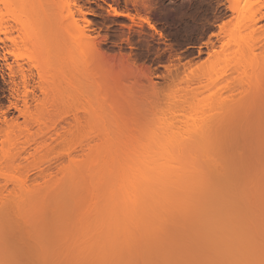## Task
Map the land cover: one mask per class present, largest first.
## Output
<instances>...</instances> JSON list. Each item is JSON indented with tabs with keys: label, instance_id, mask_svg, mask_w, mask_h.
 Returning a JSON list of instances; mask_svg holds the SVG:
<instances>
[{
	"label": "rangeland",
	"instance_id": "obj_1",
	"mask_svg": "<svg viewBox=\"0 0 264 264\" xmlns=\"http://www.w3.org/2000/svg\"><path fill=\"white\" fill-rule=\"evenodd\" d=\"M244 1L111 0L127 15L115 17L108 13V0H75L77 18L94 49L88 67L80 48L71 42L73 53L68 46L71 35L65 41L69 28L63 27L53 1L28 2L54 71L71 67L73 75L81 70L76 76L87 68L79 79L73 76L75 82L66 76L63 99H50L39 108L33 103L34 118L22 113L25 91L16 86L21 81L18 64L31 69V49L17 30L6 39L8 17L3 14L0 127L5 120L17 123L0 130V264H191L190 255L197 257L198 250L215 254L213 261L236 252V261L228 264H264V91L251 92L243 68L229 74L244 52L240 48L241 56L232 40L224 48L243 22L238 8ZM257 18L263 31L264 17ZM205 72L215 79L225 72L230 79L207 81L206 88L196 90L194 78ZM80 86L85 96L71 99ZM33 91L42 96L30 88L31 96ZM75 114L83 117L80 126L61 140L46 137ZM45 137L47 143L36 151ZM88 141L92 144L84 156L80 152ZM167 150H174L172 157ZM73 153L80 154L75 158L79 166L71 161ZM210 159L222 161V168ZM139 173L140 180L143 174L147 180L138 182ZM209 175L222 188L219 199L235 222L225 241L210 232L213 252L208 239H198L204 228L195 218L197 207L209 198L203 189ZM239 176L245 195L234 184Z\"/></svg>",
	"mask_w": 264,
	"mask_h": 264
},
{
	"label": "bare ground",
	"instance_id": "obj_2",
	"mask_svg": "<svg viewBox=\"0 0 264 264\" xmlns=\"http://www.w3.org/2000/svg\"><path fill=\"white\" fill-rule=\"evenodd\" d=\"M34 1H36V0H0V18L2 19L3 18V14H4V19H6L7 17V21L6 20H4V22L6 21V27H5V25H3L4 26V34L6 35V39L7 40H9L10 41V36L12 35V32L15 30H17L18 31V33H20V34H22L23 35V40L25 39V44L28 46V47H30V49H31V53L29 54V56H28V65H29V67L31 68L30 69V71H26L25 70V67L23 66V64H18V66H17V70H18V74L21 76V78H20V84H18V85H16L17 86V90L19 91V89H18V87L20 86V87H22L23 89H24V91L25 92H23V93H25V95H23L24 96V98L22 99V103H23V111H22V113H24L25 115H29V117L30 118H34V115H33V112H32V105H33V103L35 104L36 103V107L35 108H39L38 106H41V105H43V104H45L47 101H49L50 99H55V100H57V99H63V97H65V95H64V88H62V83H64L63 82V80H65L66 79V76L68 77L69 75H70V72H73V70H70V68H69V72H64V70L66 69H64L63 70V73H64V75H63V73H61V72H56V71H54V68L52 67V65H51V63L49 62L51 59V57H50V54H48V51L47 50H49L48 48H47V44H46V42H45V39H44V34L42 33V31L41 30H39V27L37 26V23H36V21H35V13H34V11L32 10V9H30L29 11H27V8L30 6L29 4H28V2H34ZM39 0H37V2H38ZM41 1V0H40ZM53 1V5H54V8H55V10H57L58 12L60 11V14H61V17L62 18H60V20L62 19V21H64V24L62 23V22H60V23H62V25H64L63 27H67V30H68V28H69V30H68V32L69 33H67L66 35H67V40H65V41H68L69 39L68 38H70V35H71V39H72V41H71V39L68 41L69 42V44H68V46L70 45V43L72 42V47L74 46L75 47V45H76V47L75 48H77V49H79L78 50V54L80 55V53H82L81 54V56H79V57H82V60L83 59H86V60H84L85 62V65H86V67H88L89 65H91L92 63L90 62V59L92 58H90L89 60L87 59V57H88V55H89V51H90V53H91V49L93 48V45H91V43H90V38H89V34H87V32H86V30L84 29V28H82V26H81V24H80V22H79V20H78V18H77V13H78V11H75V7L77 6L76 4H75V0H52ZM55 1V2H54ZM238 1V3H240V0H237ZM3 6V9L5 10V11H3V9H1V7ZM240 6H239V13H241V16H243V17H241L243 20V22H240L239 23V30L238 31H236V33H234V35L233 36H235V34H238V37L236 36V38L235 37H233V36H228V40H227V43L225 44L226 46H224V48H227V47H230V45H231V42L229 41V40H232V42L235 44V46H236V48L237 47H239L238 48V51L240 50V48H241V50L244 52H241V54L243 53L244 54V56H242L241 54H240V51L238 52L243 58H245V57H247V59L245 58V59H241L240 61L239 60H237V62L235 63V65L233 66V68H232V62H231V64H229L230 66H231V69H230V75H232V74H235V73H233V71L234 72H238L239 73V70H241L242 68L244 69V72H243V70H242V72H243V74L245 73V74H247L246 76L249 78V84H250V86H248V87H250V89H252L251 90V92H253V89H257L258 87H259V89L261 90V88L263 89L262 91H260V92H262V93H260L261 95L263 94V91H264V86H262L263 84H264V57H262V56H264V30L263 31H261V27H260V22H259V20H258V18L257 17H261V16H263L264 17V11H263V9H264V0H245L244 1V3L242 4H239ZM58 8V9H57ZM2 12V13H1ZM81 12V11H80ZM108 13H110L112 16H115V14L114 13H112V11H111V9L109 8V12ZM2 14V15H1ZM259 15V16H258ZM7 16V17H6ZM122 16H125V15H122ZM127 16V15H126ZM6 17V18H5ZM115 17H117V16H115ZM120 17V16H119ZM1 19H0V21H1ZM3 20V19H2ZM4 22L2 23V22H0V23H2V24H4ZM148 25H149V27L151 28V29H155L154 28V26L150 23V22H148V21H145ZM2 26V25H1ZM3 26H2V28H3ZM3 30V29H2ZM71 32V33H70ZM230 34V35H231ZM232 37V38H231ZM263 37V38H262ZM11 41H12V43H14L15 45H16V40L14 41V38L13 39H11ZM67 42V43H68ZM228 43H230V45L229 46H227L228 45ZM232 43V44H233ZM89 44L91 45V48H90V46H89ZM67 45V44H66ZM71 45H70V47H71ZM86 45H88V46H86ZM67 46V47H68ZM86 46V47H85ZM234 46V47H235ZM69 47V48H70ZM72 47L70 48V49H72ZM233 46H231V48H232ZM66 48V47H65ZM74 48V49H75ZM87 48V49H86ZM223 48V49H224ZM74 49H72V50H74ZM88 49H90V50H88ZM66 50V49H65ZM88 50V51H87ZM92 50H94V49H92ZM69 51V50H68ZM71 51V50H70ZM72 52V51H71ZM94 52V51H93ZM92 52V53H93ZM258 52H260V54L258 53ZM73 53H76V51L74 50L73 51ZM71 55H73L72 53H70ZM245 54H246V56H245ZM48 55H49V57H48ZM77 55V54H76ZM74 56V55H73ZM92 56H93V54H92ZM260 56V57H259ZM72 57V56H71ZM84 57V58H83ZM70 58V57H69ZM73 59H76V58H73ZM240 59V58H239ZM69 60V59H68ZM73 60H71V62H72ZM76 61L77 62H79L78 61V59H76ZM73 62H75V60L73 61ZM76 63V62H75ZM82 62L80 61V63L79 64H81ZM88 63V64H87ZM90 63V64H89ZM68 64H70V65H73V64H71L69 61H68ZM69 65V66H70ZM75 65V64H74ZM82 65V64H81ZM67 66V65H66ZM83 66V65H82ZM78 67V66H77ZM77 67H74L75 69H77ZM85 67V66H84ZM67 68H68V66H67ZM72 68H73V66H72ZM229 68V67H228ZM248 68V70H245V69H247ZM34 71H33V70ZM74 69V70H75ZM12 70V69H11ZM83 70V69H82ZM85 70H87V68L85 69L84 68V70L83 71H85ZM65 71H67V70H65ZM77 72H81V70L80 71H78V69L76 70ZM75 71V72H76ZM83 71H82V73H78V74H83ZM89 71V70H88ZM87 71V72H88ZM225 71H227V70H225ZM231 71H232V73H231ZM28 72V73H27ZM75 72H74V74L72 75H70L71 76V79L70 80H72V82H75L74 81V79L76 78V76H77V79H79V75L77 74L76 76H75ZM229 72V71H228ZM228 72H226L227 74H228ZM241 72V71H240ZM59 73V74H58ZM205 73H207V72H205ZM62 74V75H61ZM202 74V73H201ZM244 74V75H245ZM203 76H198V77H196V78H194L195 80H196V82H195V84L197 85V88H196V90H200V89H204V88H206L207 87V85H206V82L207 81H215L216 79H224V78H229L228 76H226L225 75V72H224V74H221L220 73V75H223L224 77L222 78V76H220V75H217L216 77H219V78H213L214 76L212 75V73H211V75H212V78H211V76H210V74L208 75V73L206 74V75H204V74H202ZM229 75V76H230ZM61 76H62V79H61ZM73 76H75V78L73 79ZM82 76H84V75H82ZM86 76V75H85ZM226 76V77H225ZM233 76V75H232ZM231 76V77H232ZM80 78H81V76H80ZM83 78V77H82ZM227 78L225 79L226 80V82H227ZM85 79H86V77H85ZM230 79V78H229ZM69 80V81H70ZM81 81V80H80ZM212 81V82H213ZM218 81V80H217ZM72 82H70L71 84H72ZM222 82V81H221ZM78 83H79V81H78ZM77 83V84H78ZM214 83V82H213ZM218 83H220V82H218ZM74 84V83H73ZM72 84V85H73ZM76 84V83H75ZM214 84H216V83H214ZM79 85H81V83H79ZM70 86V85H69ZM76 87H77V85H75ZM262 86V87H261ZM75 87V88H76ZM251 87H253V88H251ZM30 88H34V90H41V94H42V96L41 95H38L35 91H33V94H32V96L29 94V91H30ZM70 88V87H69ZM73 89L72 90V87H71V89H68L69 91L70 90H72V94L70 95V96H72V98L71 99H73V100H78V99H80V97H82L83 95H84V93H83V88H81V86L80 87H78V89L76 88V89ZM80 88V89H79ZM81 89H82V91H81ZM250 89H249V91H250ZM258 89V90H259ZM21 90V89H20ZM254 91H256V93L257 94H259L258 92H257V90H254ZM21 92H22V90H21ZM71 93V92H70ZM254 93V92H253ZM21 95V94H20ZM195 95V94H194ZM250 95V94H249ZM85 96V95H84ZM254 96H256V95H254ZM258 97V96H257ZM83 98V97H82ZM70 99V100H71ZM72 100V101H73ZM79 101V100H78ZM80 101H82V100H80ZM77 102V101H76ZM75 103V102H74ZM78 103V102H77ZM77 105V104H76ZM75 105V106H76ZM79 106V105H78ZM32 115H33V117H32ZM227 115V114H226ZM228 116V115H227ZM82 116H80L79 114H75L74 116H73V118H71V119H67V120H64L62 123H60V122H58V125H56V127H55V129H54V132H52L53 134H49V136H46V137H48V139H55L56 137H58L57 139H59V140H61V139H63L64 137H66V135H68L70 132H71V130L73 129V128H75V127H78V126H80L81 125V122H82ZM5 123V124H4ZM3 124H4V126H2V127H0V130L3 132L5 129H14V127H15V123H17V122H14V123H9L7 120H5V122H4ZM2 124V125H3ZM56 124V123H55ZM63 131V133H62V131ZM51 135V136H50ZM52 135H53V137H52ZM54 136H55V138H54ZM42 138L41 140H40V142H37L36 143V151L40 148V146H42V145H44V144H46L47 143V141H48V139L47 138ZM56 139V140H57ZM173 143H176V142H173ZM178 143V142H177ZM205 143H207V142H205ZM209 143V142H208ZM207 143V144H208ZM91 141H88L87 142V144L83 147V149L81 150V152L80 153H82V155H84L85 156V152H86V148L87 147H90L91 146ZM169 145H170V143H168ZM167 144V145H168ZM172 144V143H171ZM165 146V145H164ZM166 147V146H165ZM168 147H170V146H168ZM168 147L166 148V149H168ZM175 147V146H174ZM177 147H178V145H177ZM207 147H210V144L207 146ZM170 149V148H169ZM176 150H180V149H176ZM174 151V150H173ZM172 151V152H173ZM165 152V151H164ZM168 154H170L169 152H171V150L168 152V150L166 151ZM171 152V153H172ZM176 152V151H175ZM177 153V152H176ZM179 153H180V151H179ZM74 154V153H73ZM76 154V155H75ZM74 155H72V154H70V158L71 157H73L74 158V160L73 159H71V161L73 162V163H75L74 165H76V166H79V165H77V164H79V161H75V158H76V156H78V155H80L79 153H78V155H77V153H75ZM167 154V155H168ZM178 154V153H177ZM187 154H189V153H187ZM22 155H23V153H22ZM149 155V154H148ZM147 155V156H148ZM75 156V157H74ZM169 156V155H168ZM168 156L166 157L167 159H168ZM173 156H174V154H173ZM18 157L20 158V154H18ZM165 157V156H164ZM169 157H172V154H170V156ZM176 157V156H175ZM180 157H181V155H180ZM214 157V156H213ZM77 158H79V157H77ZM76 158V159H77ZM137 158V157H136ZM149 158V157H148ZM177 158V157H176ZM179 158V157H178ZM186 158H187V160L189 159V156L188 155H186ZM134 159V158H133ZM144 159H145V157L143 158V160L142 161H144ZM212 159V158H211ZM211 159H210V161H211ZM146 160V159H145ZM163 160H165V161H167L166 159H163ZM168 160H170V159H168ZM173 160H175V158L173 159ZM181 160V158H179V160H177V162L178 161H180ZM135 161V160H134ZM140 161H141V159H140ZM149 161V160H148ZM151 161L152 160H150V163H151ZM154 161H157V160H154ZM152 162V164L153 163H156V162ZM164 161V162H165ZM172 161V160H171ZM146 162V161H145ZM168 162V161H167ZM174 162V161H173ZM172 162V163H173ZM212 162V164H214V163H216L215 165H219L221 168H222V164H221V162L222 161H219L220 162V164H219V162L218 161H215L214 162V159H213V161H211ZM210 162V163H211ZM214 162V163H213ZM218 162V163H217ZM77 163V164H76ZM129 163H131V162H129ZM136 163V162H135ZM148 163V162H147ZM171 163V164H172ZM176 163V162H175ZM175 163H173V164H175ZM140 164V163H139ZM165 164H167V163H165ZM170 164V163H169ZM141 165H143L144 166V168H145V165H144V162L141 164ZM140 165V166H141ZM151 165V164H150ZM177 165L178 164H176V167H177ZM214 165V166H215ZM225 165V164H224ZM224 165H223V167H224ZM129 166V165H128ZM147 166V165H146ZM159 166V165H158ZM171 166H173V165H171ZM133 167V166H132ZM142 167V166H141ZM164 167V166H163ZM166 167V166H165ZM176 167H174L173 169L175 170V171H178V170H176L175 168ZM152 168V167H151ZM154 168V167H153ZM167 168V167H166ZM179 168V167H178ZM181 168V167H180ZM179 168V170H180V173H182L183 172V169L181 168L180 169ZM161 169H162V166H161ZM171 169H172V167H171ZM138 170V169H137ZM142 171H143V168L141 169ZM160 170V169H159ZM181 170H182V172H181ZM146 171V170H145ZM149 171V170H148ZM155 171L157 172V169L155 168ZM174 171V172H175ZM130 172V171H129ZM144 172V171H143ZM159 172V171H158ZM179 172V171H178ZM131 173V172H130ZM133 173V172H132ZM136 173V172H135ZM141 173V172H140ZM140 173H139V179H137V181L138 180H140ZM166 173V172H165ZM128 173H126V175H127ZM166 174H169V173H166ZM165 174V175H166ZM203 175H204V173H202ZM201 174V175H202ZM129 175H131V174H129ZM148 175V174H147ZM171 175V174H170ZM173 175V174H172ZM179 175H181V174H178V176ZM201 175H200V177H201ZM206 175V174H205ZM133 176V175H132ZM169 176V175H168ZM174 176V175H173ZM182 176V175H181ZM180 176V177H181ZM126 177V176H125ZM133 177H136V175H134ZM143 177H144V179H145V181L147 180V176L145 177L144 176V174L142 175V179H143ZM161 177V176H160ZM167 177V176H166ZM165 177V178H166ZM127 178V177H126ZM130 178V177H129ZM138 178V177H137ZM177 179H178V177H176ZM234 178H236V177H234ZM234 178H232V179H234ZM136 179V178H135ZM140 180V181H143L144 182V180ZM201 179H203V178H201ZM205 179V182H204V188L203 189H205L206 190V192L208 191V195H209V198H206L207 199V201L206 200H203V201H205V204H200L199 202V204L201 205V206H198L197 207V214L198 215H195L194 217L196 218V224L197 223H199V227H200V223H201V227H203L204 228V230H203V232H202V236H201V232H199L200 234H198L197 233V235H200L199 236V238L198 239H201L200 241H202V240H204V241H206V239H208V241H207V246L210 244L211 246H212V241H211V237L212 236H210V232L214 235H216L217 236V238H218V236H219V238H221V240L222 239H224V241H225V239H227V235L225 234L226 233V231L230 228V227H232L234 224H235V222H234V219L232 220V218H230V215L225 211V207H224V203L219 199V191L222 189V188H218V187H216L215 186V184L213 185V183L215 182V180H214V178L211 176V175H209V176H207L206 178H204ZM232 179H231V181H232ZM125 180V179H124ZM132 180V179H131ZM157 180H159V179H157ZM174 180H175V178H174ZM238 180H240V182H241V179H240V176H239V178L236 180H234V184H236V182L235 181H237L238 182V184H239V181ZM126 181V180H125ZM128 181V180H127ZM126 181V182H127ZM130 181V180H129ZM133 181V180H132ZM140 181H138V182H140ZM125 182V183H126ZM167 182V181H166ZM177 182H178V180H177ZM233 182V181H232ZM128 183V182H127ZM146 183V182H145ZM147 183H148V181H147ZM129 184H131V183H128V185ZM139 184V183H138ZM138 184H136V185H138ZM141 184V183H140ZM148 184H150V183H148ZM164 184V183H163ZM173 184H174V182H173ZM238 184H236V187L238 186H240V184L238 185ZM133 185V184H132ZM126 186V185H125ZM139 186V185H138ZM215 186V187H214ZM218 186V185H217ZM129 187V186H128ZM127 186H126V190H127V188H128ZM131 188H132V186H130ZM133 187H135V186H133ZM141 187V186H140ZM146 187V186H145ZM136 188H138V187H136ZM240 188V189H239ZM239 188H237V193L239 192V194H240V191L243 189H241V186L239 187ZM130 189V188H129ZM144 189V188H143ZM219 189V190H218ZM240 191H239V190ZM132 190V189H131ZM133 190H135V192H136V189H133ZM138 190V189H137ZM128 191H130V190H128ZM140 191V190H139ZM222 191V190H221ZM220 191V192H221ZM246 191V190H245ZM244 191V192H245ZM138 192V191H137ZM205 192V193H206ZM244 192H243V190H242V192L241 193H243L244 194ZM247 192V191H246ZM246 192H245V194H246ZM127 193V192H126ZM130 193H132L131 191L129 192V194ZM236 193V194H237ZM139 194V193H138ZM244 194V195H245ZM132 195H134V194H132ZM131 195V196H132ZM137 195V194H136ZM244 195L242 196L241 195V197H240V199H239V201L240 200H242L243 201V197H244ZM128 196H130V195H128ZM138 196V195H137ZM242 198V199H241ZM246 198H249L248 196L246 197ZM131 199V198H130ZM139 199L140 200H142L141 199V196L139 197ZM245 199V198H244ZM250 200H251V198H250ZM133 201H134V198H133ZM132 201V202H133ZM138 201V200H137ZM143 201V200H142ZM197 201H199V200H197ZM247 201H249L248 199H247ZM139 202H141V201H139ZM141 203H143V202H141ZM197 203V205H199ZM202 203H204V202H202ZM133 204H136V202L135 203H132V205ZM195 204V203H194ZM137 205V204H136ZM197 205H195V206H197ZM142 206V205H141ZM135 208H136V206H134ZM202 207H203V209H202ZM144 208V207H143ZM199 208H201L200 210H202V211H200L199 210ZM131 209H133V208H131ZM139 209V208H138ZM142 209V208H141ZM143 210V209H142ZM141 210V211H142ZM135 211V210H134ZM133 211V212H134ZM136 212V211H135ZM202 214H201V213ZM143 213H144V211H143ZM200 213V214H199ZM136 214V213H135ZM137 216H138V214H136ZM143 215V214H142ZM199 216V217H198ZM141 217V216H140ZM142 218H143V216H142ZM201 218H202V220H201ZM135 219V218H134ZM138 219H140V218H138ZM136 221H137V219H135ZM201 220V221H200ZM194 221H195V219H194ZM200 221V222H199ZM142 223V222H141ZM144 224V223H143ZM198 225V224H197ZM257 226V225H256ZM206 230H208L209 231V234H208V238H206V233L207 232H205ZM211 230V231H210ZM205 232V233H204ZM220 235H221V237H220ZM223 235V236H222ZM215 236V237H216ZM214 237V236H213ZM217 238H212L213 240H214V242H215V239H217ZM218 238V239H219ZM220 240V242H222ZM217 241V240H216ZM202 243V242H201ZM224 244H225V242H223ZM215 244V243H214ZM209 245V246H210ZM226 245V244H225ZM208 246V247H209ZM227 246V248H229L228 247V245H226ZM225 246V247H226ZM209 249H210V247H209ZM230 249H232V248H229V250ZM223 250V249H222ZM233 250L234 251H236V248H235V246L233 247ZM209 251V250H208ZM210 251H212L213 252V250H211L210 249ZM215 252V251H214ZM222 252V251H221ZM231 252V251H230ZM194 254V253H193ZM196 254H197V257H196V255L195 256H193L192 254V256H193V258L194 257H196V259L199 257V260H196V259H193L192 257H191V255H190V259H192L191 261H192V263L193 264H197V263H199V264H209L210 262V264H228V261H230V260H232V261H236L235 260V255H237L236 254V252L234 253V252H232V253H230V254H228L227 255V253L225 254L226 255V257H224V255H223V258L221 257V253L219 254L220 255V257L218 258V261L216 260H212L211 259V257L213 258V255H212V253H210L209 252V256H210V258H209V256H206V255H208V253H206L205 255L202 253V252H199V250H198V252H196ZM235 254V255H234ZM203 255V256H202ZM212 255V256H211ZM203 257V258H202ZM205 257H206V259H205ZM188 258H189V256H188ZM202 258V259H201ZM208 258V259H207ZM214 258H216L217 259V257H215V254H214ZM213 258V259H214ZM226 258V259H225ZM189 259V260H190ZM209 259H210V261H209ZM212 260V261H211ZM197 261V263H195ZM206 263H205V262ZM208 261V262H207ZM202 262V263H201ZM204 262V263H203ZM218 262V263H217ZM191 263V264H192ZM235 263V262H234ZM237 263V262H236Z\"/></svg>",
	"mask_w": 264,
	"mask_h": 264
},
{
	"label": "snow or ice",
	"instance_id": "obj_3",
	"mask_svg": "<svg viewBox=\"0 0 264 264\" xmlns=\"http://www.w3.org/2000/svg\"><path fill=\"white\" fill-rule=\"evenodd\" d=\"M106 6L109 7L111 9L112 13H114L115 16H117V17L122 16V15H126V13L118 11L115 7H113L111 4V0H108V3ZM129 18H131V17H129Z\"/></svg>",
	"mask_w": 264,
	"mask_h": 264
}]
</instances>
